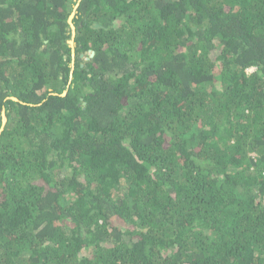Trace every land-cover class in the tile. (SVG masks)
Here are the masks:
<instances>
[{
	"label": "trees",
	"instance_id": "obj_1",
	"mask_svg": "<svg viewBox=\"0 0 264 264\" xmlns=\"http://www.w3.org/2000/svg\"><path fill=\"white\" fill-rule=\"evenodd\" d=\"M0 264H264V0H0Z\"/></svg>",
	"mask_w": 264,
	"mask_h": 264
},
{
	"label": "water",
	"instance_id": "obj_2",
	"mask_svg": "<svg viewBox=\"0 0 264 264\" xmlns=\"http://www.w3.org/2000/svg\"><path fill=\"white\" fill-rule=\"evenodd\" d=\"M72 17H73V14L69 17L68 23L70 25V29H71L72 35H73L74 34V32H73L74 31V26H73L72 21H71L72 20ZM69 45L71 47L73 46V41L72 40L69 41ZM89 57L90 58L93 57V52H89ZM2 118H3L2 122H3V124H5L6 118H5L4 114H3Z\"/></svg>",
	"mask_w": 264,
	"mask_h": 264
},
{
	"label": "rangeland",
	"instance_id": "obj_3",
	"mask_svg": "<svg viewBox=\"0 0 264 264\" xmlns=\"http://www.w3.org/2000/svg\"><path fill=\"white\" fill-rule=\"evenodd\" d=\"M74 32V31H73ZM74 48V44H73V46H72V49ZM73 56H74V51H73Z\"/></svg>",
	"mask_w": 264,
	"mask_h": 264
},
{
	"label": "clouds",
	"instance_id": "obj_4",
	"mask_svg": "<svg viewBox=\"0 0 264 264\" xmlns=\"http://www.w3.org/2000/svg\"><path fill=\"white\" fill-rule=\"evenodd\" d=\"M253 69H250L249 71H252Z\"/></svg>",
	"mask_w": 264,
	"mask_h": 264
}]
</instances>
